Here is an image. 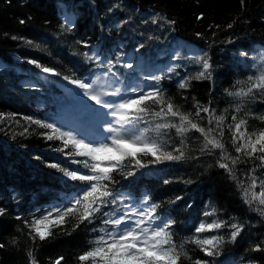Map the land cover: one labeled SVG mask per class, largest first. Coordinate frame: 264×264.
I'll return each instance as SVG.
<instances>
[{
  "label": "trees",
  "instance_id": "16d2710c",
  "mask_svg": "<svg viewBox=\"0 0 264 264\" xmlns=\"http://www.w3.org/2000/svg\"><path fill=\"white\" fill-rule=\"evenodd\" d=\"M61 2L76 17L72 25L62 15ZM153 18L157 23H152ZM229 23H233L232 28L227 27ZM180 41L194 45L201 56L209 59L211 79H191L189 87L181 89L180 75L163 77L161 89L185 112L194 113L193 97L205 106L211 101L216 115L227 117L224 139L228 151L235 156L226 127L232 115L247 119L249 132L264 129V121L256 118L264 115V97L241 100L225 92L235 91L237 80L258 75L264 64L258 58L264 48V0H244L243 4L241 0H0V114L4 115L0 123V208L5 209L0 215V244L4 245L0 248V264H29V251L34 252L38 264H53L59 257L64 258L61 264H79L78 255L98 234L92 229L102 226L96 219L73 230L76 221L69 218L44 241H33L28 234L25 220L30 221L83 187L82 182L69 180L49 165L60 163L70 170L87 171L72 163L73 159L83 158L55 151L62 142L47 140L41 135L46 129L23 119L32 116L51 123L66 96L54 78L46 77L28 61L55 68L62 73L60 78H83L89 77L95 65L83 54L95 45L105 54L118 49L133 52L136 59L139 48L153 43L173 48ZM11 51L19 56L14 57ZM197 73L191 71L186 78ZM237 104L242 106L239 113L235 112ZM12 114L14 118H10ZM206 115L201 113L205 119L198 121L202 126H208ZM26 127L28 133L21 135ZM198 137L200 134L194 131L187 134L185 159L149 164L132 177L114 173L116 183L110 187L133 197L147 196L157 205V213L174 220L173 241L178 246L183 244L193 261L264 264V251H252L254 245L264 241V217L244 204L236 182L218 167L219 150L211 155L202 153V137ZM160 139L169 141L170 150L174 144L179 146L181 137L171 129ZM144 159L147 162L151 157ZM258 164V160L241 163L236 166V175L247 181L248 170ZM262 173L264 169L257 168L256 175L264 178ZM213 208L214 216L204 215ZM212 220L243 223L245 227L234 243L229 241V228L202 234L224 236L219 254L207 257L196 245L185 241L195 234L200 222ZM182 264L192 261L184 260Z\"/></svg>",
  "mask_w": 264,
  "mask_h": 264
},
{
  "label": "snow or ice",
  "instance_id": "6c2138e0",
  "mask_svg": "<svg viewBox=\"0 0 264 264\" xmlns=\"http://www.w3.org/2000/svg\"><path fill=\"white\" fill-rule=\"evenodd\" d=\"M243 3L244 0H241V4ZM73 16L74 13H65L64 18L68 25L73 24ZM200 18L202 17H198ZM159 19L164 18L159 17ZM20 22L24 23L23 20ZM166 22L175 23L174 21ZM152 23H157V18H153ZM233 23H229L227 27L232 28ZM12 39H18V37L13 36ZM28 43L32 42L28 41ZM83 55L89 61H100L99 66L106 68L107 71L102 73L103 81L100 75L95 78L62 76L63 80L75 86V89H79L78 92L68 89L70 96L74 98L71 122L49 123L32 116L23 117L29 125L35 124L46 129L47 131L41 135L47 140L62 142V147L55 151L67 156L83 158L73 159L72 163L80 164L87 170L86 173L81 169L70 170L61 166L60 163L49 165L69 180L82 182L83 187L75 193L65 195L62 200L41 211L39 216L34 215L30 221L25 220L24 224L29 229L30 238L33 241L37 238L40 241L50 238L53 235V229L67 224L69 218L76 221L73 230L85 222L91 224L94 220L100 219L102 226L98 230L92 229L98 234L88 242L87 249L78 255L79 264H182L184 260L192 261V264H209L208 260L193 261L184 249V245L178 246L173 241L171 229L175 221L159 217L156 214L157 205L145 206L149 199L147 196L138 204L131 202L126 204L125 200L131 201V195L118 193L110 187L116 183L113 174L132 177L139 169L146 168L149 164L185 159L187 155L185 139L188 133L194 131L202 137L200 151L211 155L215 150H219L218 167L224 169L230 179L236 182L244 204L264 217V178L256 175L257 168L264 169V129L249 132L247 119L232 115L231 123L226 127L231 134L229 143L237 154L233 156L228 151L224 139L227 117L223 114L216 115L215 109L210 107L211 101L209 106H205L193 97L194 113L182 111L158 85L141 84L134 74H123L124 79H122L121 74L113 71L115 64L111 60H107L106 63L101 60L100 51ZM241 55L248 54L241 53ZM28 62L34 64L43 73L56 77L62 75L55 68L44 66L36 60ZM197 62L201 63L202 70L195 77L182 79L178 85L179 88H188L191 79H211L212 65L209 59L198 57ZM116 63H119V60ZM124 67L132 69L133 64L129 62L124 64ZM173 70L172 67L168 68V71ZM145 79L158 81L160 77L149 75ZM233 87L235 91L225 89L231 97L241 100L255 99L257 96L264 97V64L260 66L258 75H250L246 81L237 80ZM146 88L150 90L146 91ZM137 93L138 95H132ZM88 101H91V104ZM241 111V104H237L235 112ZM201 113L207 114L208 126H202L198 122L205 119ZM14 116L15 114H12L10 118ZM256 118L264 121V115ZM3 119L4 115L0 114V123ZM152 121L158 122L152 123ZM58 123L60 126H57ZM65 128L70 130H64ZM171 129H175L176 135L181 139L179 146L174 144L169 150V141L160 137L167 136ZM28 131L26 127L20 134L24 135ZM152 133L155 135H151ZM66 149L70 150L66 152ZM146 157L151 159L145 162ZM251 160H258L259 164L248 170L247 181H245L236 175V166ZM258 188L259 191H257ZM179 199L181 198L177 197V200ZM110 206L113 207L110 208ZM4 213L5 209L0 208V215ZM215 214L216 210L213 208L204 215L211 217ZM16 218L21 219L19 216ZM244 227L243 223L238 222L202 221L195 228V234L185 243L196 245L207 257H214L219 254L218 250L224 243V236L202 234L229 228L231 230L229 241L234 243ZM261 245H264V241L254 245L252 251H264ZM2 247L4 245L0 244V248ZM27 255L29 264H38L33 251H29ZM63 259L59 257L53 264H61ZM249 264L253 262L250 261Z\"/></svg>",
  "mask_w": 264,
  "mask_h": 264
},
{
  "label": "rangeland",
  "instance_id": "374dc122",
  "mask_svg": "<svg viewBox=\"0 0 264 264\" xmlns=\"http://www.w3.org/2000/svg\"><path fill=\"white\" fill-rule=\"evenodd\" d=\"M152 38L154 37L153 34H151ZM177 47L173 48H161L154 43L150 46L143 47L141 50L140 48L136 50L137 57L134 58V53H125L123 50H116L114 53H108L105 54L101 52V49L99 46L95 45L87 53L91 54L94 51H100L102 53L101 60H103L105 63L107 60H111L113 64H115V67L113 68L114 72H117L118 74H121V78L124 79L123 74H134L138 81L141 84L144 85H158L159 88H161L163 77H175V75H180V80L185 79L186 75L191 72H199L201 69V63L197 62L198 57L201 56L200 51L198 48L194 47L193 45L189 44H183L179 42V44L176 45ZM259 61L264 60V48L259 53ZM119 60V63H116V61ZM95 65L92 70V73L89 75V78H95V76L100 75L101 80L103 81L102 73L107 71L106 68L99 66L100 61L92 60ZM132 63L133 68L129 69L124 67V64L126 63ZM1 64V63H0ZM1 66V65H0ZM172 67L173 71H168V68ZM149 75H155L157 77H160L158 81H154L151 79H145L146 76ZM125 83H127V80L125 79ZM150 90L148 88L145 89ZM65 97L62 101H60L59 107L60 110L57 114L54 115V121H63L65 123H70L72 114H73V99L70 94L67 91H64ZM132 95H138L132 94ZM89 104H91V101H88ZM98 107V106H97ZM111 119V117H109ZM57 126H60L59 123ZM64 130H70L69 128H65ZM151 135L154 136L152 133ZM86 173V172H85ZM123 193H128L127 191H124ZM130 194V193H128ZM131 195V194H130ZM131 201L125 200V203H140L144 198L143 197H133L131 195ZM59 202V201H57ZM56 202V203H57ZM153 205L149 202V199L147 201V205L150 206ZM50 205L49 207H51ZM47 207V208H49ZM119 207V205H117ZM41 214V213H40ZM38 214L37 216H39ZM119 214V213H118ZM159 217L163 218L160 214H157ZM159 221H157L158 223Z\"/></svg>",
  "mask_w": 264,
  "mask_h": 264
},
{
  "label": "water",
  "instance_id": "95a60500",
  "mask_svg": "<svg viewBox=\"0 0 264 264\" xmlns=\"http://www.w3.org/2000/svg\"><path fill=\"white\" fill-rule=\"evenodd\" d=\"M47 75H49V74H47ZM49 76H51V75H49ZM57 80H58V85H60V87L64 88L65 90L73 89L74 91H77V92L79 91V89H75V87L70 86L69 83L65 80H60V79H57ZM84 99L86 100V98H84Z\"/></svg>",
  "mask_w": 264,
  "mask_h": 264
},
{
  "label": "bare ground",
  "instance_id": "6f19581e",
  "mask_svg": "<svg viewBox=\"0 0 264 264\" xmlns=\"http://www.w3.org/2000/svg\"><path fill=\"white\" fill-rule=\"evenodd\" d=\"M14 57H18L19 56V54L18 53H15V52H13V51H11L10 52ZM70 85V84H69ZM70 86H72V87H75V86H73V85H70ZM58 199V198H57ZM57 199L55 200V201H57Z\"/></svg>",
  "mask_w": 264,
  "mask_h": 264
}]
</instances>
